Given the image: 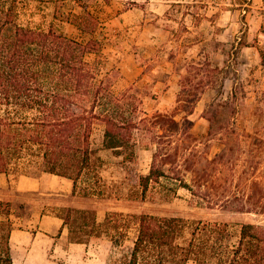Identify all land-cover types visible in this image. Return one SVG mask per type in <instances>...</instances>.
<instances>
[{
    "label": "rangeland",
    "instance_id": "obj_1",
    "mask_svg": "<svg viewBox=\"0 0 264 264\" xmlns=\"http://www.w3.org/2000/svg\"><path fill=\"white\" fill-rule=\"evenodd\" d=\"M16 11L22 26L53 29L82 43L98 41L99 53L87 59L99 80L110 77L116 93L138 91L150 113L168 111L178 119L188 114L195 123L194 138L182 131L172 146L179 149L178 160L156 164L167 177L151 182L147 191L143 177L151 172L155 146L144 132L134 155L108 149L101 123L92 137L101 178L85 175L76 195L19 191L20 177L45 172L24 174L14 166L9 183L4 176L0 184V201L14 206L17 227L30 230L33 217L76 207L96 209L100 222L115 212L182 218L188 224L183 244L200 222L227 224V242L236 245L244 223L264 224V0H19ZM88 13L95 20L81 19ZM89 21L94 34L74 24ZM217 155L216 164L207 163ZM195 175L209 180L198 195L178 179ZM229 200L259 212H234L226 207ZM20 204L28 209H18ZM7 229L0 223V264L7 259ZM135 232L121 243L106 233L91 239L89 264L126 263ZM20 256L12 257L14 264L23 261Z\"/></svg>",
    "mask_w": 264,
    "mask_h": 264
},
{
    "label": "trees",
    "instance_id": "obj_2",
    "mask_svg": "<svg viewBox=\"0 0 264 264\" xmlns=\"http://www.w3.org/2000/svg\"><path fill=\"white\" fill-rule=\"evenodd\" d=\"M18 1L0 0V173L8 174L14 166L24 174L41 169L73 181L76 195L85 175L101 178V157L92 143L95 126L101 123L108 149L130 150L134 155L144 132L147 142L155 146L151 172L143 177L144 191L151 182L167 177L161 166L171 157H180L179 149L172 147L180 132L194 138L195 123L189 115L178 119L177 113L168 111L150 113L132 88L116 93L110 77L99 80L94 63L87 59L88 54L99 53L98 41L82 43L53 29L38 31L22 26L17 19ZM81 19L95 17L88 13ZM74 24L81 31L96 32L91 22ZM220 157L206 160L214 165ZM158 163L162 165L157 168ZM205 178L195 175L178 179L198 195L207 187L209 180ZM226 203L234 212H259L258 207L232 206L230 200ZM13 207L0 201V223L8 227L3 264H14L10 247L11 232L16 227ZM18 209L28 207L20 204ZM56 216L64 220L73 243L88 244L105 233L121 243L135 228L130 256L124 264H188L191 260L199 264H264L262 223H244L238 243L231 245L227 242V224L200 222L183 244L180 239L188 224L179 217L115 212L100 222L96 209L76 207L65 208Z\"/></svg>",
    "mask_w": 264,
    "mask_h": 264
},
{
    "label": "crops",
    "instance_id": "obj_3",
    "mask_svg": "<svg viewBox=\"0 0 264 264\" xmlns=\"http://www.w3.org/2000/svg\"><path fill=\"white\" fill-rule=\"evenodd\" d=\"M4 176L9 183V176L0 173V184L4 183ZM15 188L23 192H57L70 196L73 195L74 183L70 179L44 173L36 178L20 177ZM31 221L30 230L16 226L11 232V256L15 257L20 252L23 261L19 264H89L92 252L89 245L71 242L69 229L62 218L42 213Z\"/></svg>",
    "mask_w": 264,
    "mask_h": 264
}]
</instances>
